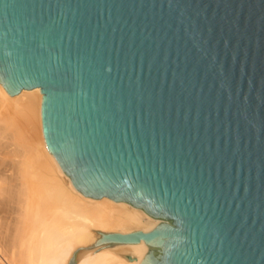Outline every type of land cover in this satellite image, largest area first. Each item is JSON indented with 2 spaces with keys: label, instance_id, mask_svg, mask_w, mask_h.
I'll list each match as a JSON object with an SVG mask.
<instances>
[{
  "label": "water",
  "instance_id": "1",
  "mask_svg": "<svg viewBox=\"0 0 264 264\" xmlns=\"http://www.w3.org/2000/svg\"><path fill=\"white\" fill-rule=\"evenodd\" d=\"M0 85L77 192L160 220L96 246L264 264V0H0Z\"/></svg>",
  "mask_w": 264,
  "mask_h": 264
},
{
  "label": "bare ground",
  "instance_id": "2",
  "mask_svg": "<svg viewBox=\"0 0 264 264\" xmlns=\"http://www.w3.org/2000/svg\"><path fill=\"white\" fill-rule=\"evenodd\" d=\"M41 103L39 89L11 97L0 85V122L4 113H21L27 120L36 108L41 136L38 149L33 148L37 153L31 152L18 170L23 196L22 220H31L30 230L22 224L19 239L22 254L18 258L14 254L6 257L0 248V264H139L145 252L144 244L96 246L98 240L107 234L145 232L160 220L126 203L106 198L94 200L77 192L45 149ZM11 187L0 184V206L11 194Z\"/></svg>",
  "mask_w": 264,
  "mask_h": 264
},
{
  "label": "rangeland",
  "instance_id": "3",
  "mask_svg": "<svg viewBox=\"0 0 264 264\" xmlns=\"http://www.w3.org/2000/svg\"><path fill=\"white\" fill-rule=\"evenodd\" d=\"M36 114V108H34L33 115L25 120L21 113H4L0 122V170L4 172L0 171V184L12 186L11 194L4 201L2 200L3 205L1 203L0 206V248L2 254L9 258L13 254L16 258L22 254L19 244L22 224L29 230L31 226L30 219L27 222L22 220L23 196L18 170L26 159L33 153H37L34 149H38L41 142L39 140L40 131L37 130L39 128H37ZM21 161H23L22 164ZM2 162L3 164H1ZM14 171L15 174L13 175ZM11 177L14 181V183L11 181L12 185L10 184ZM2 178L5 179L6 183ZM125 256L131 258L130 254Z\"/></svg>",
  "mask_w": 264,
  "mask_h": 264
}]
</instances>
